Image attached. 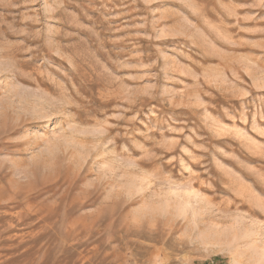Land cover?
Listing matches in <instances>:
<instances>
[{
	"label": "rangeland",
	"instance_id": "obj_1",
	"mask_svg": "<svg viewBox=\"0 0 264 264\" xmlns=\"http://www.w3.org/2000/svg\"><path fill=\"white\" fill-rule=\"evenodd\" d=\"M0 264H264V0H0Z\"/></svg>",
	"mask_w": 264,
	"mask_h": 264
},
{
	"label": "bare ground",
	"instance_id": "obj_2",
	"mask_svg": "<svg viewBox=\"0 0 264 264\" xmlns=\"http://www.w3.org/2000/svg\"><path fill=\"white\" fill-rule=\"evenodd\" d=\"M25 149V148H24ZM57 157V156H56ZM68 164V163H67Z\"/></svg>",
	"mask_w": 264,
	"mask_h": 264
}]
</instances>
